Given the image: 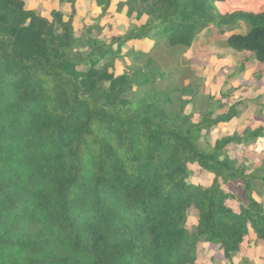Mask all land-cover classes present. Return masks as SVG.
I'll return each mask as SVG.
<instances>
[{"label": "trees", "instance_id": "obj_1", "mask_svg": "<svg viewBox=\"0 0 264 264\" xmlns=\"http://www.w3.org/2000/svg\"><path fill=\"white\" fill-rule=\"evenodd\" d=\"M55 1L66 21L0 0V264H196L199 240L233 264L250 234L264 244V163L248 173L226 151L264 128L204 146L236 105L206 97L194 122L184 67L201 38L264 65V0H89L96 23L113 4L144 20L106 45L76 39V0ZM191 165L208 185L188 181Z\"/></svg>", "mask_w": 264, "mask_h": 264}, {"label": "rangeland", "instance_id": "obj_2", "mask_svg": "<svg viewBox=\"0 0 264 264\" xmlns=\"http://www.w3.org/2000/svg\"><path fill=\"white\" fill-rule=\"evenodd\" d=\"M26 9L34 10L39 16L47 21L53 20V14L58 13L63 21L69 15V6L60 5L55 0H22ZM99 9L89 0H76V15L73 18L72 27L74 36L79 39L83 35H89L100 45H106L109 39L115 35H122L133 27L143 23L137 21L126 10L117 13L113 4L106 16L96 23ZM243 31L244 27H240ZM144 48L148 43L140 44ZM85 51L82 46L77 49ZM246 54L234 53L226 49L221 43L213 38H201L195 46L188 50L185 55V69L191 76L192 82L198 84L199 94L193 102L187 106V114L193 115L196 122L199 115L205 110L206 97L219 100L226 107L236 105L237 117L228 124H219L207 130L202 140L204 146L214 143L225 137H235L243 140L251 132L264 128V65H259ZM126 62L116 61L108 69L113 76H120L124 72ZM245 66V71L238 77L232 74L238 73ZM84 72L86 69L78 68ZM232 75V76H231ZM262 76V77H261ZM190 80H186L188 84ZM227 154L235 159L248 173L264 163V134L261 139L252 144L243 142H230L226 147ZM190 183L208 185L211 176L195 165L190 166ZM224 190L234 193L243 198L241 185L230 183L223 187ZM254 199L264 205V199L254 195ZM229 207L236 209V202L229 201ZM197 222L196 211L191 208L188 211L187 228L194 232ZM196 264H227L217 248L199 240L196 246ZM264 244L257 241L253 234L246 237L241 244L238 255L233 264H264Z\"/></svg>", "mask_w": 264, "mask_h": 264}, {"label": "crops", "instance_id": "obj_3", "mask_svg": "<svg viewBox=\"0 0 264 264\" xmlns=\"http://www.w3.org/2000/svg\"><path fill=\"white\" fill-rule=\"evenodd\" d=\"M262 77V76H261ZM264 78H261V80H263Z\"/></svg>", "mask_w": 264, "mask_h": 264}]
</instances>
